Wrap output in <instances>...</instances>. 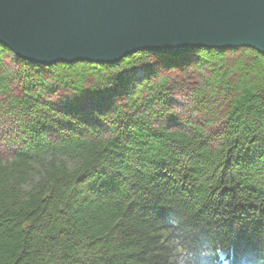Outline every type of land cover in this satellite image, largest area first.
<instances>
[{
    "label": "trees",
    "instance_id": "obj_1",
    "mask_svg": "<svg viewBox=\"0 0 264 264\" xmlns=\"http://www.w3.org/2000/svg\"><path fill=\"white\" fill-rule=\"evenodd\" d=\"M239 51L154 54L206 72L195 124L170 111L165 78H135L148 53L47 67L98 106L83 112L53 106L44 66L19 60L16 95L0 45V131L15 147L0 160V264H264V56ZM152 103L180 127L155 125Z\"/></svg>",
    "mask_w": 264,
    "mask_h": 264
},
{
    "label": "water",
    "instance_id": "obj_2",
    "mask_svg": "<svg viewBox=\"0 0 264 264\" xmlns=\"http://www.w3.org/2000/svg\"><path fill=\"white\" fill-rule=\"evenodd\" d=\"M0 45L44 67L202 49L264 56V0H0Z\"/></svg>",
    "mask_w": 264,
    "mask_h": 264
},
{
    "label": "rangeland",
    "instance_id": "obj_3",
    "mask_svg": "<svg viewBox=\"0 0 264 264\" xmlns=\"http://www.w3.org/2000/svg\"><path fill=\"white\" fill-rule=\"evenodd\" d=\"M239 53V50L235 51L233 54H230V52H225V56L233 59L236 58ZM148 55L152 60L150 67L146 68L147 70L138 69L135 78H146L152 82L157 81L159 78H165V91L169 97L168 107L170 111H172V113L180 121L191 120L195 124L207 122L204 113L201 110H196L191 102L192 91L201 82L202 77L206 74L204 70L197 66L196 60H189L188 64L185 66H180L174 70L165 71L160 65L159 57L150 53H148ZM16 60L17 59L12 54H9L4 59V65L7 70L14 75L13 91L16 95H19L21 86L20 82L15 80V76L19 73L21 67ZM41 73L44 79L47 81V86L45 87L44 91L45 99H49L53 106L59 109L69 105L70 101L75 100L80 101L79 109L83 112H87L90 109H98L97 105L88 103L85 98L77 96L70 90L53 85L49 79L47 67H42ZM147 109L152 110V112L155 114L151 116V120L155 125H164L170 130H176L180 127L173 118H170L168 115H165V112L163 113L161 111L164 109L163 106L152 103L151 106L148 107L144 104L142 105L141 112L147 111ZM9 141L10 138L1 135L0 131V160H9L12 157L15 147H9L7 143Z\"/></svg>",
    "mask_w": 264,
    "mask_h": 264
}]
</instances>
